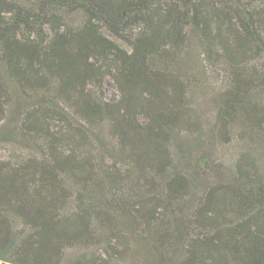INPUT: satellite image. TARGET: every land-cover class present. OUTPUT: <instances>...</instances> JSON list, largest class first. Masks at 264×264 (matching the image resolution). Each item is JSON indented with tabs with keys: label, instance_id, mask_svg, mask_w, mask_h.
Wrapping results in <instances>:
<instances>
[{
	"label": "trees",
	"instance_id": "obj_1",
	"mask_svg": "<svg viewBox=\"0 0 264 264\" xmlns=\"http://www.w3.org/2000/svg\"><path fill=\"white\" fill-rule=\"evenodd\" d=\"M204 64L226 76L210 125ZM10 107L40 154L0 159V264L133 246L145 264H264V0H0V122Z\"/></svg>",
	"mask_w": 264,
	"mask_h": 264
},
{
	"label": "rangeland",
	"instance_id": "obj_2",
	"mask_svg": "<svg viewBox=\"0 0 264 264\" xmlns=\"http://www.w3.org/2000/svg\"><path fill=\"white\" fill-rule=\"evenodd\" d=\"M19 1H23V0H19ZM69 19H71L73 23H77L79 20V17L77 15H73ZM104 32L108 37L112 38L114 41H116L117 43H119L120 45H122L123 47L129 50L130 47L127 43L123 42L119 38L112 36L106 30ZM203 68H205V71H206L204 75V77L206 78V82H205L206 88L203 90V92L198 93L196 97V103L198 102L201 104L202 109L208 115L207 117L209 120L207 119V121L210 125V122L212 123V120H211L212 114H213V102L212 101H213L214 92L215 90L225 85L226 76L224 74V71L214 64H204ZM103 89H104V98L107 100H112L119 96L118 90L116 89L112 79L109 76L105 77ZM19 100L22 101L20 97H19ZM18 105H19V101L16 100L14 103V106L17 107ZM11 109L12 108L10 107L8 111V115L6 116V119L0 122V134H1V131L5 129H10L13 132V134L11 135L12 136L11 139H1L0 140V159L9 158V157L12 159H19L21 157L28 156V155H39L40 154L39 151L17 143V140H16L17 131L12 126V125H15L13 121L14 115L9 114L10 111H13V109L12 110ZM8 121L11 124H8ZM214 144L215 143L212 140L210 139L207 140L208 152L214 157H216L219 161L223 162L226 166L231 164L236 159L237 154L239 152V147L236 145L234 141L229 144L222 145V146L221 145L215 146ZM257 151L260 154L261 148L257 147ZM255 153L257 154V152ZM136 183L137 184L141 183L143 185L145 184V186H149L152 189L158 188L156 181L148 182L147 179L144 180L140 178L139 180H136ZM140 251L141 250H139L138 246H135V247L133 246L132 250L130 251V254L128 255V257L125 258L124 261L118 260L114 262L113 264H145L142 260H141L142 262H140V257H141L139 254ZM73 253L76 254L75 251ZM171 259L172 261H174L177 259V256L175 254L171 255Z\"/></svg>",
	"mask_w": 264,
	"mask_h": 264
}]
</instances>
